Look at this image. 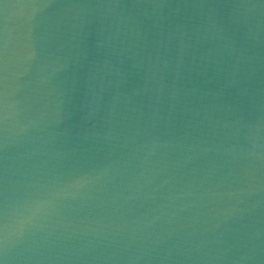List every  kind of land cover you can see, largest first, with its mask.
<instances>
[{
    "label": "water",
    "instance_id": "1",
    "mask_svg": "<svg viewBox=\"0 0 264 264\" xmlns=\"http://www.w3.org/2000/svg\"><path fill=\"white\" fill-rule=\"evenodd\" d=\"M0 264H264V0H0Z\"/></svg>",
    "mask_w": 264,
    "mask_h": 264
}]
</instances>
